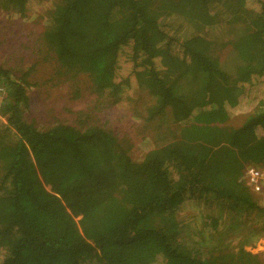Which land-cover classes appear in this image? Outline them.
<instances>
[{
    "label": "trees",
    "instance_id": "obj_1",
    "mask_svg": "<svg viewBox=\"0 0 264 264\" xmlns=\"http://www.w3.org/2000/svg\"><path fill=\"white\" fill-rule=\"evenodd\" d=\"M252 1L0 0L19 17L50 2L33 41L41 85L85 80L95 95L79 123L38 129L26 118L32 83L0 68V264H263L239 235L213 246L220 219L180 226L175 217L185 201L210 196L232 224L238 212L264 223V200L242 182L246 166L264 165V101L230 121L255 97L246 86H264V0ZM168 18L178 21L169 32ZM217 24L238 30L223 39L222 61L207 37ZM133 99L141 108L132 140L93 120L105 104ZM143 141L157 144L135 162L129 150Z\"/></svg>",
    "mask_w": 264,
    "mask_h": 264
},
{
    "label": "rangeland",
    "instance_id": "obj_2",
    "mask_svg": "<svg viewBox=\"0 0 264 264\" xmlns=\"http://www.w3.org/2000/svg\"><path fill=\"white\" fill-rule=\"evenodd\" d=\"M247 6L254 8L255 4L252 0H247ZM51 7L52 5L50 2L30 4L26 9L27 12L24 17L7 15L0 10V68L9 71L11 74L10 76L16 80L26 75V80L32 83V85L27 88V91H29L28 95L30 97L29 102L31 111L30 115L26 118L28 122H34L38 129L43 130L57 122L79 123V120L82 121L83 115L86 113L81 115L79 111L85 109V106L95 98V95L87 88L88 84L85 83V80L81 81L80 85L77 87L70 78L53 76L52 80H48L45 84L41 85V83L47 79V74L43 73L46 68L35 64L34 61V32L40 30L41 21L44 19L43 15ZM161 22L168 27L169 32L177 26L178 21L174 18H168L161 20ZM237 32V29H227L223 24L213 26L208 32L207 37L212 39L214 41L213 44H215L214 55L221 61L227 50V47L222 45L223 39L225 40L227 35ZM169 34H172V32ZM185 34L188 35L187 33ZM171 36L178 40L182 39L179 33L176 35L172 34ZM177 47L178 46H176L175 50H177ZM1 83L2 81L0 80V84ZM33 83L37 86H33ZM69 83H71V86H68ZM78 89H80V92ZM246 89L249 94H254L255 97L252 99L251 103H241L240 106L233 111L230 120L233 126L239 125L244 117L257 107L259 101H264V86L260 84L257 85V81H253L252 84L246 86ZM78 93H82L81 96H83L81 98L83 100L80 101L79 99V103L76 104L77 102L71 101V97L78 95ZM137 94V92H134L131 95V91H129V95H131L132 98H136ZM2 101L3 99L0 98V105ZM146 101H148V98L142 99L139 103L141 104ZM140 104H137L135 99L131 101H122L111 107L105 104L101 107L103 108V113L93 116V120L97 117L102 121L107 120L109 125L123 127L127 133L126 137H131L132 140L137 135L139 123L137 113L141 108ZM5 124V120L0 117V127ZM12 136L17 138L15 134H12ZM10 139L11 137L7 140ZM163 141L164 140H162V142ZM156 144V141L135 143L129 150V157L135 162L140 161L144 153L154 149ZM125 145H127V143ZM248 167H250V165L246 166L244 170ZM261 167H264V165ZM255 196L258 197V199L264 200V198L258 195ZM220 203L223 202H219L210 196H201L191 201L187 200L176 208V221L180 223V226H184L188 225L189 219L200 215H210L218 218L223 223L222 230L219 231L216 235L217 237L212 241L213 246H216L218 243H224L225 245L228 243V246L230 244H235L234 238L236 235H239V240L242 243H246L242 246L243 249H246L250 253L258 254L264 264V223H261L257 219L256 213L250 214L246 218H240V216H244L245 214L238 212L234 213L239 215V217L232 224L230 218L233 213L226 208V204L219 205ZM77 220L78 218H74L75 222H77ZM245 220L246 223H243ZM255 228L262 230V232L258 230V233ZM250 232L252 233L250 234ZM180 236L183 237L181 234Z\"/></svg>",
    "mask_w": 264,
    "mask_h": 264
},
{
    "label": "built area",
    "instance_id": "obj_3",
    "mask_svg": "<svg viewBox=\"0 0 264 264\" xmlns=\"http://www.w3.org/2000/svg\"><path fill=\"white\" fill-rule=\"evenodd\" d=\"M5 95L4 88L0 86V98L3 99ZM242 180L252 194L264 198V167L250 166L246 168L243 172Z\"/></svg>",
    "mask_w": 264,
    "mask_h": 264
},
{
    "label": "clouds",
    "instance_id": "obj_4",
    "mask_svg": "<svg viewBox=\"0 0 264 264\" xmlns=\"http://www.w3.org/2000/svg\"><path fill=\"white\" fill-rule=\"evenodd\" d=\"M257 166V165H256ZM242 175H243V173H242ZM243 181V180H242Z\"/></svg>",
    "mask_w": 264,
    "mask_h": 264
}]
</instances>
